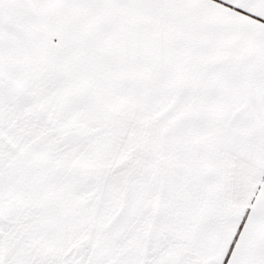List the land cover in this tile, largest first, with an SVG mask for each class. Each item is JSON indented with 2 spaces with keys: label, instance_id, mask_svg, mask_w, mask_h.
I'll return each instance as SVG.
<instances>
[{
  "label": "snow or ice",
  "instance_id": "1",
  "mask_svg": "<svg viewBox=\"0 0 264 264\" xmlns=\"http://www.w3.org/2000/svg\"><path fill=\"white\" fill-rule=\"evenodd\" d=\"M0 264H264V0H0Z\"/></svg>",
  "mask_w": 264,
  "mask_h": 264
}]
</instances>
